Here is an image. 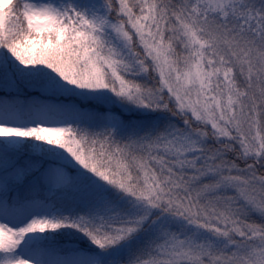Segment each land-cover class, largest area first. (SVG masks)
Masks as SVG:
<instances>
[{
    "label": "snow or ice",
    "instance_id": "1",
    "mask_svg": "<svg viewBox=\"0 0 264 264\" xmlns=\"http://www.w3.org/2000/svg\"><path fill=\"white\" fill-rule=\"evenodd\" d=\"M0 264H264V0H0Z\"/></svg>",
    "mask_w": 264,
    "mask_h": 264
}]
</instances>
